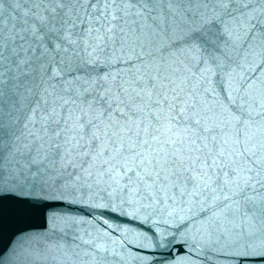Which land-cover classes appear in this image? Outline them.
Wrapping results in <instances>:
<instances>
[{
    "label": "snow or ice",
    "instance_id": "6c2138e0",
    "mask_svg": "<svg viewBox=\"0 0 264 264\" xmlns=\"http://www.w3.org/2000/svg\"><path fill=\"white\" fill-rule=\"evenodd\" d=\"M0 264H264V0H0Z\"/></svg>",
    "mask_w": 264,
    "mask_h": 264
}]
</instances>
